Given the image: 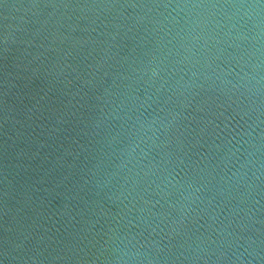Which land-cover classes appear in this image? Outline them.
<instances>
[{"label": "water", "instance_id": "1", "mask_svg": "<svg viewBox=\"0 0 264 264\" xmlns=\"http://www.w3.org/2000/svg\"><path fill=\"white\" fill-rule=\"evenodd\" d=\"M0 264H264V0H0Z\"/></svg>", "mask_w": 264, "mask_h": 264}]
</instances>
